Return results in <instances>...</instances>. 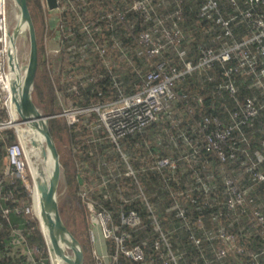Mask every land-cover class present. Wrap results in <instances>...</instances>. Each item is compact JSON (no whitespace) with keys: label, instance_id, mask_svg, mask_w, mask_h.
Segmentation results:
<instances>
[{"label":"built area","instance_id":"obj_1","mask_svg":"<svg viewBox=\"0 0 264 264\" xmlns=\"http://www.w3.org/2000/svg\"><path fill=\"white\" fill-rule=\"evenodd\" d=\"M181 1L177 2L172 12L156 16L152 23L156 5L165 6L167 1L162 0V3H158V0H134L130 10L137 12L143 25H146L138 31L137 41L143 47L148 69L139 75L140 83L134 92L126 93L122 87L118 86V98L86 106L73 104L70 98L58 88L53 59L61 55L63 50L72 52L73 47L65 42V37L70 34L65 31L66 26L60 20H56L54 38L57 42L53 46L49 39L44 58L55 93L60 99L69 98V102L65 101L64 104L59 99L62 110L59 109L50 115L62 116L69 124H81L85 115L94 113L102 122L108 137L116 143L118 150L122 151L124 137L137 132L143 133L153 122L159 121L161 112H170L177 99L178 88L189 111L195 110V101L203 104L204 97L185 90L183 84L186 83L188 75L194 72L207 71L209 79H214L215 76L209 74L208 70L220 62L224 66L223 74L227 79L220 82L216 94L224 97V90H226L228 95L233 97L234 106L227 107V116L224 117L219 114L203 115L200 121L201 131L204 132L202 145L207 152L218 155L225 163L235 160L236 153H228L225 146L235 141L237 129L251 124L264 108V0H245L247 7L238 4V0H231L234 7L228 16L224 15L220 0H202L198 10L199 17L221 26L229 39H222L216 45L199 44L197 60L189 57L187 49L180 46L185 35L180 25V21L184 18ZM9 3L10 0H0V146L4 151L0 163V215L7 219L10 231L26 241L25 245L28 249L22 253L25 259L11 260L8 264H58L41 221L38 220V226L40 225L43 232L41 244L29 245L23 231L27 223L34 221V218L37 219L35 212L37 186L34 183L29 160V149L33 141L22 135L19 130L18 126L26 124V121L22 120L17 110L11 90L12 70L9 65V53L13 52L11 39L13 29ZM36 3L54 13H61L68 7L77 11L76 2L73 0H63L62 3L58 0V6L54 9L49 8L46 0H36ZM125 14L126 10L110 9L102 14V18L108 20L110 27H114L115 19H125ZM79 15L83 20V15ZM237 18L248 22L247 32L240 39L235 37L234 31L233 21ZM133 25L134 22L131 27ZM82 29L87 35L86 39L91 41V48L101 54L104 65L111 73L115 84H118L115 69L119 68L121 63L120 60L115 59L111 50L118 48L126 60L133 63V56L128 46L117 36L107 38L102 32V27L94 26L91 21L84 19ZM97 35L102 40H98ZM170 44L175 47L176 61L173 62L172 58H168L155 62V58ZM15 46H17L16 43ZM85 47L90 49L87 44ZM16 56L18 58L17 54ZM238 73L255 76L254 84L261 87L262 99L252 95L244 99L240 97L236 83ZM95 76L96 73L93 72L80 73L69 90L78 91L81 85L94 80ZM61 103L57 104L61 105ZM92 127L97 128V124H93ZM172 137L176 140L177 135ZM262 146L264 147V138ZM198 151L199 148L194 147L191 152L162 155L155 160V167L159 170L164 167L175 168L182 159L196 156ZM255 153L258 162L264 161V148L257 149ZM123 155L127 162L125 174L137 178L138 169L133 166L126 153ZM247 168L256 179L264 182V170L257 167V162L247 164ZM120 174L121 171L111 176ZM109 180L111 177L104 176L103 183ZM225 182L229 190V196L225 201L227 206L230 209H238V213L242 215L252 217L259 227V232L264 236V207L256 202L253 196H248V192L252 189L247 190L239 183L236 176L230 174L225 177ZM139 188L138 196L143 198L151 210L153 222L158 231V235L139 238L140 240H136V230L142 226L143 219L137 210L121 208L118 216H115L113 210L103 201L91 196L88 190H83V199L89 209L96 213L98 219V224H92L95 227L92 226L89 233L91 242L97 243L93 253L96 264H190L187 250L173 246L172 230L163 228L145 189L141 185ZM102 194L104 198L110 195L108 191H103ZM220 203L223 204V201L221 200ZM249 205H251L250 208ZM173 207L176 215L189 225L191 221L187 218L186 209L178 202ZM13 217H21L20 224L16 223ZM199 223L201 224L200 232L189 229L188 235L191 242L202 252L203 264L222 263L231 254L242 255L239 264H264V242L261 247H248L245 239L236 231L226 227L222 220L219 221L220 225L216 231L205 228L202 218H199ZM125 226L131 228L125 229ZM2 229L3 223L0 219V231ZM109 241L112 243L110 244ZM1 256L4 255L3 253L1 255L0 251Z\"/></svg>","mask_w":264,"mask_h":264},{"label":"trees","instance_id":"obj_2","mask_svg":"<svg viewBox=\"0 0 264 264\" xmlns=\"http://www.w3.org/2000/svg\"><path fill=\"white\" fill-rule=\"evenodd\" d=\"M73 1L76 2L77 11L68 7L61 13L52 15V18H57L56 20H60L66 26L65 31L70 34L65 37V42L73 47L72 52L63 50L61 55L53 59L58 88L70 98L73 104L82 106L118 98L119 87H122L126 93L134 92L140 83L139 75L148 69L143 47L137 41L138 31L146 25H143L137 12L130 10L134 0ZM166 1L165 7L156 5L152 23L156 16L172 12L179 2V0ZM28 2L31 4L32 0ZM62 2L63 0H60V3ZM201 2L202 0H182L180 3L184 8V18L180 21V25L185 32L180 46L187 49V55L194 60L198 58L199 44L216 45L222 39H229L221 26L199 17L198 10ZM220 4L224 15L228 16L234 7L232 1L220 0ZM238 4L248 6L245 0H238ZM110 9L126 10L125 19L116 18L114 27H110L108 20L102 18V14ZM79 14L83 15V20L102 27V32L107 38L117 36L123 40L131 51L133 63H129L118 48L111 50L115 59L120 60L121 63L120 67L115 69L118 84H115L111 73L104 65L101 54L91 48V41L86 39L87 35L82 29L83 20ZM133 22L134 25L131 27ZM233 22L235 37L240 39L247 32L248 22L241 21L239 18ZM97 39L102 40L99 35ZM86 44L89 50L85 47ZM174 52L175 47L170 44L155 58V62L168 58H172L173 62L176 61ZM223 70L224 66L217 62L208 70L209 74L215 76L212 80L209 79L207 71L188 75L186 83L183 84L185 90L202 95L203 104L195 101V110L189 111L178 88L177 99L170 112H161L159 121L153 122L143 133L137 132L124 137L122 151H119L116 143L108 137L102 122L94 113L85 115L81 124H69L56 115L49 118V127L54 137L62 132L67 133L73 147V159L78 162L76 171L67 173V183L76 181L78 189H88V193L103 201L113 210L115 216H118L121 208L137 210L143 219V224L136 230V240L158 235L151 210L143 198L138 196L141 185L163 228L172 230L173 246L187 250L190 264H203L204 260L202 252L191 242L188 235L189 229L200 232L199 218H202L205 228L213 231L219 228V221L222 220L226 227L236 231L245 239L248 247H261L264 242V236L259 232V227L252 217L238 213V209H230L225 202L229 196L225 177L230 174L236 176L239 183L247 190L252 189L248 192V196H253L256 202L264 207V182L256 179L247 168V164L257 162V167L264 170V161L258 162L255 153L257 149L264 148L262 146L264 108L251 124L237 129L235 141L225 146L228 153H236L235 160L225 163L218 155L207 152L202 145L204 132L201 131L200 121L203 115L219 114L224 117L227 116V107L234 106V99L226 90H224V97L216 94L220 82L227 79ZM82 72L96 73L95 79L81 85L78 91L69 90L72 82ZM254 81V75L238 73L236 83L241 98L252 95L262 99L261 87L254 84ZM50 84L54 91L52 82ZM49 113L55 112L50 110ZM163 113L166 115L162 116ZM92 123L97 124V128L92 127ZM154 132L157 133V137L152 135L155 134ZM173 135H177L176 140L172 139ZM11 136L14 138V135L11 134ZM194 147L199 148L197 155L182 159L177 167H164L162 170L155 167V160L158 157L170 153L179 155L183 152H191ZM3 153V147L0 146V163ZM123 153L128 155L133 166L138 169L137 178L125 174L127 162ZM62 164L64 166L65 162L62 161ZM119 171H121L120 175L111 176ZM104 176L111 177V180L107 183L101 182ZM101 189L108 191L109 197L104 198ZM79 196L82 197V195ZM221 200L223 204L220 203ZM176 202L186 209L187 218L191 221L189 225L176 215L173 207ZM0 219L3 223V229L0 231V251L1 255L2 253L4 255L0 257V264H8L12 258L8 255L10 227L4 216L0 215ZM128 228L131 227L125 226V229ZM23 231L29 245L43 242L42 232L37 222L27 223ZM109 243L112 242L109 241ZM83 247L86 252L87 250L91 252L87 244L84 243ZM20 259H25V255H22ZM241 259L242 255L231 254L218 264H239ZM83 264H96L93 251L92 258L85 253Z\"/></svg>","mask_w":264,"mask_h":264},{"label":"water","instance_id":"obj_3","mask_svg":"<svg viewBox=\"0 0 264 264\" xmlns=\"http://www.w3.org/2000/svg\"><path fill=\"white\" fill-rule=\"evenodd\" d=\"M19 8V21L13 29L11 36L12 44L16 43V38L22 31V22L26 24V29L30 39V51L28 62L21 64L15 53H9V65L14 71L17 67L25 69L24 84L21 87L17 77L11 81V90L13 101L16 104L22 120L27 123L31 121L38 127L43 135L52 158L53 169L49 178H38L36 186L41 196V213L44 223L48 227L49 237L51 239L52 250L55 256L62 259L67 264H83L85 252L81 246L79 238L71 231L64 221L57 198V191L62 178V163L60 152L54 136L49 127L50 114H44L32 96V89L35 84L37 72L39 69V40L37 35L36 22L31 11L28 0H15ZM50 9L58 6V0H46ZM36 144V140H33ZM42 154L47 156V149L43 148ZM92 224L97 225L98 219L96 213H91ZM71 249V253L68 249Z\"/></svg>","mask_w":264,"mask_h":264},{"label":"rangeland","instance_id":"obj_4","mask_svg":"<svg viewBox=\"0 0 264 264\" xmlns=\"http://www.w3.org/2000/svg\"><path fill=\"white\" fill-rule=\"evenodd\" d=\"M30 5L33 11V17L36 22L37 35L39 40V69L37 72L35 84L32 89V96L34 101L37 103V105L44 114H50L49 113L50 110L56 113L59 109L62 110L61 102L65 104L66 97H62L60 99L57 98L56 96H53L54 92L50 84V82L52 81L51 79H49L50 76L48 74L47 65L44 58V51L49 46L48 43L49 39L51 40L52 37L54 36L55 33L54 31L56 29L57 22H55L56 21L55 18H54L55 20L52 19V15L54 14V12H52L51 10L49 11V9L46 10L43 9L41 5L36 3V0H32ZM9 7H10L9 13L12 22V29H14V27L17 25L19 21V8L14 0H10ZM56 42L57 41L53 40L52 43L51 40V44L53 46L56 44ZM16 44L18 49L17 55L20 63L21 64L27 63L29 57V51H30V39L26 28L23 29L17 36ZM57 99H60L61 102L58 101L57 103H61V105L56 103ZM58 117L61 120H65L62 116H58ZM20 126H22L21 134L23 135V130L26 124L24 125L20 124ZM28 139L31 141V138ZM54 139L56 141V144L60 152L61 163L62 161L65 162L64 166L62 164V178L57 191V198L59 201L60 211L68 227L79 238L82 248L84 249L83 247L84 243L87 244L88 247L90 246L91 252L90 250H87V252L86 250H84V252L89 256V258H92V251L94 253V249L96 248V244H97L89 241L90 239H88L90 230L93 226L91 221L92 210L89 209L83 197L79 196L82 195L84 189H78L76 181L67 183V173L76 171L78 167V162L74 161L73 159V153H72L73 147L69 141L66 132L64 133L62 132L60 135L55 136ZM43 148H44L43 146H40L38 149L40 155H42ZM33 151L34 148L32 143L31 148L29 149V156H30L29 160L31 159V154H33ZM32 169L33 168L31 166V172ZM101 182L104 181L101 179ZM101 191H105V190L101 189ZM34 221L37 222L38 224V219L34 218ZM42 236H43V232H42ZM10 239L15 242L19 240L18 236L17 235L15 236L14 234H12V237L10 236ZM67 249L69 253L72 252L71 249L69 248ZM14 261L17 260L15 259Z\"/></svg>","mask_w":264,"mask_h":264},{"label":"bare ground","instance_id":"obj_5","mask_svg":"<svg viewBox=\"0 0 264 264\" xmlns=\"http://www.w3.org/2000/svg\"><path fill=\"white\" fill-rule=\"evenodd\" d=\"M22 30L25 29L27 26L25 23L22 22ZM27 30V29H26ZM17 46H15V44H13V52L15 54H17ZM28 51V50H26ZM25 73L26 70L25 69H21L20 67H17L16 70L12 71V77H11V81L12 79L16 78L18 79V83L19 85L22 87L24 84V79H25ZM20 132L22 131V126H18ZM23 135L27 138H31V140H36V144L33 143V154H31V166H32V174L34 176V183L36 184L38 178H44L47 179L50 177L51 173H52V169H53V158L48 150V148L46 147V143L44 140V135L42 133V131L33 125V123L30 122H26V126L24 127L23 130ZM40 146H43L45 149H47V156L44 157L42 155H40V153L38 152V149ZM35 199H36V203H35V212H36V217L39 221H41L43 230L45 232V234L48 237V240L51 244V239L49 237V233H48V227L46 226V224L44 223V220L42 218V213H41V196H40V192L38 191L37 188H35ZM52 245V244H51ZM56 258V262L58 264H67L65 261H63L62 259H59L55 256Z\"/></svg>","mask_w":264,"mask_h":264},{"label":"crops","instance_id":"obj_6","mask_svg":"<svg viewBox=\"0 0 264 264\" xmlns=\"http://www.w3.org/2000/svg\"><path fill=\"white\" fill-rule=\"evenodd\" d=\"M158 3H162V0H158ZM163 7H165V6H163ZM52 19H54V17L52 18ZM52 43H53V40H55L56 41V39L54 38V36L52 37ZM54 75H55V73H54ZM52 81V80H51ZM52 85H53V82H52ZM54 92V94H53V96H56L57 98H59L58 96H57V94L55 93V91H53ZM59 101V99H57V101H56V103ZM66 102H69V98H66ZM164 115H166V113H163V115L162 116H164ZM155 134H152V135H156V137H157V133L156 132H154ZM151 135V134H150ZM20 218L21 217H13V220L16 222V223H19L20 224ZM12 232H10V236L12 237ZM14 235L16 236L17 234H15L14 233ZM18 236V235H17ZM18 241L17 242H15V241H12L11 239L9 240L10 241V244L8 245V250H9V252H8V255H10V257H12L14 260L16 259L17 261H18V259H20L21 258V256H22V253L23 252H26L27 251V249H28V247L26 246V245H24V243L26 242V241H23L22 240V238H20L19 236H18ZM15 242V243H14ZM11 258V260H13Z\"/></svg>","mask_w":264,"mask_h":264}]
</instances>
